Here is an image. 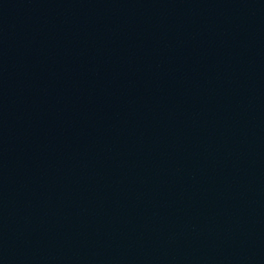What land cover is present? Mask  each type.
Masks as SVG:
<instances>
[{
  "label": "water",
  "instance_id": "water-1",
  "mask_svg": "<svg viewBox=\"0 0 264 264\" xmlns=\"http://www.w3.org/2000/svg\"><path fill=\"white\" fill-rule=\"evenodd\" d=\"M0 264H264V0H0Z\"/></svg>",
  "mask_w": 264,
  "mask_h": 264
}]
</instances>
